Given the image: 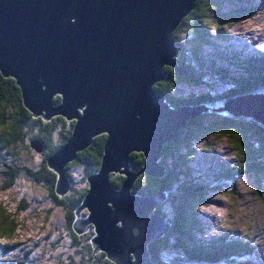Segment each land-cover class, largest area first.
Instances as JSON below:
<instances>
[{
	"label": "water",
	"instance_id": "water-1",
	"mask_svg": "<svg viewBox=\"0 0 264 264\" xmlns=\"http://www.w3.org/2000/svg\"><path fill=\"white\" fill-rule=\"evenodd\" d=\"M195 4L0 0L1 74L15 80L32 116L76 120L70 138L47 159L58 174L59 195L69 186L65 166L92 137L106 134L99 170L87 177L89 187L76 209L73 229L80 234L91 225L94 252H104L115 264H154L148 243L170 229L154 211L166 196L136 195L132 186L141 173L164 175L159 164L163 145L177 139L189 121L215 122L226 113L244 119L264 139V93L229 99L218 113L207 114L202 104L172 108L154 90L166 76L164 66L174 67L181 76L187 73L176 62L173 33ZM192 91L203 89L192 86ZM55 93L61 95L59 101H54ZM132 152L144 158L138 172L130 169ZM113 173L124 176L118 188L110 181ZM84 209L87 215L80 217Z\"/></svg>",
	"mask_w": 264,
	"mask_h": 264
},
{
	"label": "trees",
	"instance_id": "trees-1",
	"mask_svg": "<svg viewBox=\"0 0 264 264\" xmlns=\"http://www.w3.org/2000/svg\"><path fill=\"white\" fill-rule=\"evenodd\" d=\"M206 7L214 14H205ZM253 7L250 0H196L194 8L173 33L177 44L176 62L187 73L181 76L174 67L164 66L165 78L154 84V90L162 95L172 108L202 104L206 106L207 114H216L229 99L245 97L249 93H264V47L258 51H248L245 48L236 50L220 43L218 45L224 47L222 50L218 51L216 44L206 52L200 45L214 44L208 37V34H212L210 30L213 26L207 17H215L216 25L212 29H215V36L218 38L225 33L226 26L229 27L253 10L251 14L256 13ZM189 16L191 27L195 31L194 46L186 50L182 47L180 39L177 40L176 34ZM222 26L225 27L222 29ZM174 81L187 85L190 91L177 93L173 89ZM192 86L202 87L203 92L192 91ZM53 99L60 100L59 97ZM80 112L82 113V110ZM64 120L60 115H54L49 120H43L40 116L33 117L22 107L21 92L15 80L4 77L0 72V174L6 169L12 170L9 175L11 179L5 181L2 187L6 190L12 187L17 179L25 176L33 181V184H40L46 189L50 203L62 210L66 220L64 231L53 243L55 248L60 246L72 251L66 256L65 264H115L104 252H94L91 244L93 233L91 225L89 230L81 235L73 229L77 217L76 209L83 203L89 187L87 177L100 167L106 134L95 136L90 145L78 151L76 158L65 166L64 171L70 184L69 191L62 196L56 190L57 175L48 166L47 159L67 141L69 126L72 123ZM208 120L198 118L189 121L179 130L177 139L163 145L162 156L159 159L160 166L165 170L162 177L156 178L141 173L133 183L132 193L154 196L164 192L169 203V211L165 206H160L161 204L154 210L155 214L170 224V229L161 238L148 243L150 259L154 264H250L247 256H252L253 251L245 239L231 243L219 239L217 241L213 239L210 243L202 242L198 234L203 226L196 215L203 202H207L206 191L209 188L215 186L222 188L229 181L235 183L234 180L239 173L243 175L252 173L256 177L259 172L264 173V139L242 118L225 113L215 122ZM206 121L208 125H204ZM204 130L229 137L240 154L236 157L238 165L229 169L219 167L208 180L207 177L203 179L201 172L194 169L190 163L194 156L190 150V141L196 140L198 137L196 134ZM229 132L238 135L231 137ZM249 133L254 137H250ZM177 140L182 141L184 146H178ZM36 142H41L44 150L41 153V162L35 164L33 158H25L23 153L29 154ZM183 147V151H190L181 152L180 148ZM176 154H179L180 159L173 157ZM143 163L141 153L130 154V168L133 171L138 172L142 169ZM123 180L124 176L119 173L110 176L112 185L117 188ZM28 207L29 204L25 203L20 211ZM8 208L6 207L5 211L0 206V234L11 239L18 229L19 218L9 216ZM86 215L87 211L84 209L79 216ZM8 250L7 246H0V253L4 256ZM164 250L170 251V255L167 256ZM31 254L30 250L24 251V258L29 259ZM2 258L6 261L5 257ZM13 264L18 262L14 261Z\"/></svg>",
	"mask_w": 264,
	"mask_h": 264
},
{
	"label": "rangeland",
	"instance_id": "rangeland-1",
	"mask_svg": "<svg viewBox=\"0 0 264 264\" xmlns=\"http://www.w3.org/2000/svg\"><path fill=\"white\" fill-rule=\"evenodd\" d=\"M250 1L254 6L253 8L256 9V13L251 14L253 10L250 14L240 18L243 20L239 23L237 22L240 19L229 27L222 26V29L225 27V33L218 38L215 36V29H212L216 25L215 17H207V19L211 20V25L213 26L210 30L212 34H208V37L214 41V44L205 45L201 43V48H205L207 52L212 49V46L215 47L217 44L219 51L224 47L223 45L220 47L218 44L224 43L226 46L236 50L242 47H233L232 45L244 46L248 51H252V48L253 51L262 49L264 47V0ZM207 13H213V11L206 7L205 14ZM190 20L191 17L189 16L176 34L177 40L180 39L182 47H185L186 50L194 46L193 34L195 31L191 27ZM181 83L176 81L175 87H173L174 91L177 93L189 92V87L181 85ZM53 97L61 99L59 93H55ZM22 107L31 113L23 104ZM79 109H84V107ZM38 116L35 115L33 117ZM60 116L65 119L63 115ZM65 120L72 123L69 126L68 140L76 120L74 118ZM229 133L230 135H228L231 137H237L238 135L234 132ZM249 135L254 137L252 133H249ZM196 136H198L195 138L196 140L190 141V150L194 154L190 163L194 169L201 172L203 179L207 176V179H209V176L216 172L219 167L234 168L238 165L236 157H239L240 154L229 137L221 136L218 132L212 133V131L208 130L198 132ZM93 138H91V141ZM176 142L179 143L178 146H184L182 141L177 140ZM40 143L38 147L32 146L35 151L32 149L29 154L23 153L25 158H33L35 164L41 162L42 159L41 153L44 150V146ZM180 149L183 153L190 151H183L184 147ZM173 157L180 159L179 154ZM11 173V169H6L3 174H0V206L5 211L6 207H9L7 211L9 216H18L19 226L11 239L5 238L0 234V246L4 245L5 247L7 246V250L9 249L5 252L6 256L0 253V264H13L14 261H17L18 264H65L66 256L72 251L60 248V246L57 248L53 246V243L59 239L60 233L64 231L66 220L62 210L50 203L48 193L43 186L37 183L33 184L34 182L25 176L17 179L12 187H8L6 190L3 189L2 185H4L5 181L11 179V176H9ZM55 173L58 178L56 171ZM64 176H66V172ZM262 176H264L263 172H259L257 177L253 176L252 173L245 175L239 173L234 180L235 184H230L228 188L225 185L222 188L210 190L207 193V202H203L198 210V215H196L205 228L199 236L200 239L208 240L216 236H220L219 240L224 238L229 241H238L240 238L245 239L246 244L253 251L252 256H247L250 264H264V178ZM65 178L68 177L66 176ZM65 182L66 186H68V183L70 184L68 179ZM68 191L69 186L63 195ZM25 203L29 204L28 209L20 211L21 206ZM160 206H165L168 211L170 210L166 199ZM88 230L89 226H87ZM26 250H30V253H32L29 259L24 258V251ZM164 253L168 256L171 252L164 250ZM2 256L6 258V261H4Z\"/></svg>",
	"mask_w": 264,
	"mask_h": 264
},
{
	"label": "bare ground",
	"instance_id": "bare-ground-1",
	"mask_svg": "<svg viewBox=\"0 0 264 264\" xmlns=\"http://www.w3.org/2000/svg\"><path fill=\"white\" fill-rule=\"evenodd\" d=\"M253 2V1H252ZM225 3H227V2H225ZM232 44H235V43H232ZM179 46V45H178ZM233 47H242V48H245L244 46H241V45H238V44H236V45H232ZM216 49H219V47H217L216 46ZM249 95H252L253 96V94L252 93H249ZM54 96V95H53ZM54 98V97H53ZM41 144V143H40ZM50 157V156H49ZM66 172V171H65ZM64 172V173H65ZM96 173V172H95ZM67 176V175H66ZM68 179V178H67ZM68 181H70V180H68ZM69 184V183H68ZM81 204V203H80ZM207 205V204H206ZM76 216V215H75Z\"/></svg>",
	"mask_w": 264,
	"mask_h": 264
},
{
	"label": "flooded vegetation",
	"instance_id": "flooded-vegetation-1",
	"mask_svg": "<svg viewBox=\"0 0 264 264\" xmlns=\"http://www.w3.org/2000/svg\"><path fill=\"white\" fill-rule=\"evenodd\" d=\"M231 184H233V182H231Z\"/></svg>",
	"mask_w": 264,
	"mask_h": 264
}]
</instances>
